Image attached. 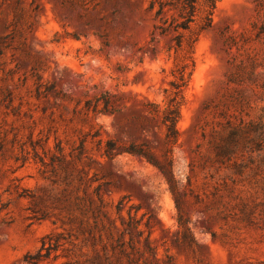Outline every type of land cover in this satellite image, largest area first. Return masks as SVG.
Returning <instances> with one entry per match:
<instances>
[{"label":"rangeland","instance_id":"1","mask_svg":"<svg viewBox=\"0 0 264 264\" xmlns=\"http://www.w3.org/2000/svg\"><path fill=\"white\" fill-rule=\"evenodd\" d=\"M152 1L0 0V264H26L55 234L59 247L39 264H91L79 232L91 214L75 203L99 198L105 226L121 229L128 213L138 225L136 264H264V150L239 141L218 156L233 128L264 124V0H220L194 44L172 153L185 225L156 168L104 155L110 142L162 160L163 130L144 105L164 104L189 33L175 52L176 33L160 27L176 13L157 16Z\"/></svg>","mask_w":264,"mask_h":264},{"label":"trees","instance_id":"2","mask_svg":"<svg viewBox=\"0 0 264 264\" xmlns=\"http://www.w3.org/2000/svg\"><path fill=\"white\" fill-rule=\"evenodd\" d=\"M219 2L220 0H173L172 2L165 3L153 0L149 3V8L151 10L154 9L155 4L157 5V9L155 10L157 16L165 12V8H167V11H175L176 17L172 19V23L168 25L167 21H165L162 27H160L161 34H165L171 28L173 32L176 33L173 38V49L175 52L184 50L181 32L189 33L185 45L190 51L188 50L185 52L186 54L182 57L180 65H176L177 68L173 70L172 75L174 79L170 82V93L166 97L164 104L160 105L155 102H149L144 105L146 115L153 120H158L163 130L162 160H157L148 149L142 146L129 145L121 151L114 153L115 149L113 144L106 142L104 148V155L108 159H113L119 154L135 155L158 170L169 185V190L174 196L179 226L185 225V222L181 218L182 209L180 202L175 196L177 181L173 173V147L179 138L177 125L181 116V106L185 102L183 92L194 68L193 47L199 34L212 27L214 13ZM193 25L195 30H193L194 28L192 29ZM189 66H191V70L187 73L186 70ZM96 103L100 104L101 108L106 113L112 114L116 112L109 109L110 103L106 95H101L96 99ZM87 106L88 103H86V107ZM249 133L252 134L250 135L251 137ZM239 141L242 142L244 148H249L253 151L264 150V124L249 123L244 127L233 128L228 134L227 146L218 149V156L225 157L231 155ZM56 148L60 153L61 149L57 146ZM54 159L62 163L61 159L53 157L52 161H54ZM66 180L68 182L70 177H66ZM78 180L80 181V179ZM78 200L82 202L84 198H78ZM99 201L100 205L97 207H95L91 201H88L87 208H83L81 203H75L76 209L79 210L81 216L85 217L89 212L91 214L92 223L90 224L89 220L86 221L88 228L84 230V220H80L79 228L80 234L87 235L86 240L90 242L95 253V258L91 264H122L124 261L128 264H136L134 255L139 254V251L134 246L132 235H140L141 231L138 229V225L134 223L131 214L128 213V221L126 222L119 216L121 220V229H118L114 222H110L108 226H105L101 218L108 220L106 217L107 213L102 211V199L99 198ZM121 210L122 206L120 201L116 205V213L119 214ZM114 233L118 235L115 237ZM60 236V234L49 235L47 236V242L45 238H43L40 250L35 254L26 255L24 257V262L26 264H39L42 258H47L49 256L51 250H56L59 247ZM126 236H128L127 241L125 240ZM145 242V250L149 253H153V249L149 246L148 242L146 240ZM97 246H100V250L97 249ZM126 247H128L130 251H127Z\"/></svg>","mask_w":264,"mask_h":264}]
</instances>
